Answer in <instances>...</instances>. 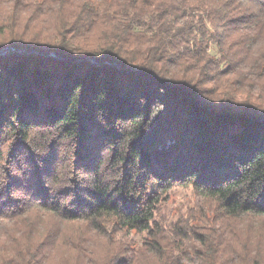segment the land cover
Returning a JSON list of instances; mask_svg holds the SVG:
<instances>
[{
  "label": "trees",
  "instance_id": "trees-1",
  "mask_svg": "<svg viewBox=\"0 0 264 264\" xmlns=\"http://www.w3.org/2000/svg\"><path fill=\"white\" fill-rule=\"evenodd\" d=\"M0 264H264V0H0Z\"/></svg>",
  "mask_w": 264,
  "mask_h": 264
},
{
  "label": "rangeland",
  "instance_id": "rangeland-1",
  "mask_svg": "<svg viewBox=\"0 0 264 264\" xmlns=\"http://www.w3.org/2000/svg\"><path fill=\"white\" fill-rule=\"evenodd\" d=\"M173 201L168 204L166 209L163 212V217H166L168 220H170L172 217L183 216L187 217L190 213V211L195 207L194 204L196 202L194 201V196L192 195V192H182V193H175L172 195ZM131 238V237H130ZM132 239L137 243V241H140V237H135L132 235Z\"/></svg>",
  "mask_w": 264,
  "mask_h": 264
}]
</instances>
